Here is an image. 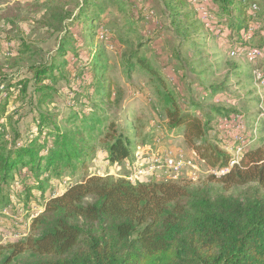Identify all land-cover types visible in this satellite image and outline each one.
<instances>
[{
	"label": "trees",
	"instance_id": "16d2710c",
	"mask_svg": "<svg viewBox=\"0 0 264 264\" xmlns=\"http://www.w3.org/2000/svg\"><path fill=\"white\" fill-rule=\"evenodd\" d=\"M212 1L211 28L202 26L214 35H225L233 46L244 47L252 5L258 7L259 20L264 0ZM109 2L80 0L77 13L64 19L60 12L54 13L53 27L66 34L57 54L34 66L30 78L5 80L1 73L7 94L0 100V209L13 202L11 192L17 183L28 199L48 201L33 220L30 236L0 245V264H264V145L251 146L240 164L225 175H212L217 188L93 176L68 180L60 194L48 197L56 183L65 181L67 172L74 178L85 169L97 135L109 141L107 159L112 166L133 155L129 143L103 116L104 107L114 98V86L106 57L94 39L105 23L102 16ZM156 2L165 3L162 13L179 31L178 40L167 48L168 57L177 60L178 71L186 72L182 53L197 43L181 25L198 18L196 5L202 0ZM73 29L90 36L93 46H77L69 36ZM82 53L87 56L83 64ZM124 66L129 74L139 68L166 87L159 70L138 51L125 56ZM70 74L76 78L73 83ZM62 82L68 85V99L78 105H71L73 114L63 120L65 126L51 112ZM195 84L198 94L189 102L166 94L168 129L182 136L207 168H229L232 157L220 145L231 146L232 139L218 129L213 116L238 114L206 109L203 102L222 87ZM27 107L35 114L32 120L15 121L13 115ZM240 136L249 138L245 132ZM238 187L242 190L235 193L232 189Z\"/></svg>",
	"mask_w": 264,
	"mask_h": 264
},
{
	"label": "rangeland",
	"instance_id": "374dc122",
	"mask_svg": "<svg viewBox=\"0 0 264 264\" xmlns=\"http://www.w3.org/2000/svg\"><path fill=\"white\" fill-rule=\"evenodd\" d=\"M156 1L110 0L102 16L105 23L94 39V44H98L106 57L104 64L114 86V98L112 103L104 107L103 116L108 123L115 125L118 135L129 143L132 157L117 164L118 167H111L107 159L109 141L104 135H97L93 142L94 153L87 161L85 169L78 171L74 178L71 177V172H67L65 181L56 183L53 191H48V197L60 194L71 179L78 182L93 176L113 179L129 177L135 169V152L146 144L152 145L160 155L163 149H177L184 154L185 161L189 160L192 150L185 144L184 138L174 135L168 129L165 98L167 93H171L177 101L185 99L189 102L198 94L195 83L204 84L207 89L222 87L218 94L203 102L204 107L235 112L245 120L247 135L257 138L252 143L253 148L264 145V90L255 73L258 71L264 74V56L253 63L247 57L250 48L259 47L264 50L263 6L259 10V20L256 17L251 22L256 27L254 35L248 39L242 53L233 57L231 51L236 46L229 43L225 35L218 36L206 31L197 17L183 23L181 28H187L197 43L195 47L188 46L182 53L188 68L183 72L178 71L177 60L168 57L167 51L168 46L178 40L179 31L171 24L170 18L162 13L165 3ZM79 2L80 0H0V80H3L1 73L7 77L5 80L30 78L33 76L30 70L34 66L49 62L57 54L60 39L66 36L64 32L53 27L54 13L60 12V18L64 19L77 13ZM207 5L209 8L213 7V1L209 0ZM151 12L154 17L148 19L146 15ZM69 36L77 46L85 49L93 46L90 36L79 35L78 29H73ZM133 51L147 57L159 70L166 80L165 88L139 68L131 74L127 72L124 66L125 56ZM81 56L83 64L87 56L85 53ZM70 78L73 83L72 74ZM67 86L65 82L60 83V93L55 100V106L51 108L61 126H65L63 120L73 114L71 105L75 108L78 106L72 99H68ZM6 94L5 86L0 83V100ZM201 101L202 99L199 100ZM13 105L17 106L18 102H13ZM34 115L27 107L13 117L15 121L22 120L26 124ZM213 118L216 122L220 120L218 115ZM219 130L229 138L232 135L231 128L221 127ZM220 148L231 155L230 147L220 145ZM197 165L200 171L197 173V182L190 178L193 171L191 169H184L177 178L159 177L155 182H174L181 185L188 183L194 186L208 184L217 188L219 185L211 182L212 174L206 165ZM20 186L19 183L16 184L13 193L11 192L13 202L5 206L9 215L2 214L5 208L0 209V245L15 241V235L30 236L33 220L40 211L43 212L48 201L47 198L38 197L28 199L26 193L21 192ZM232 190L238 193L242 188ZM6 236L9 238L6 239Z\"/></svg>",
	"mask_w": 264,
	"mask_h": 264
},
{
	"label": "built area",
	"instance_id": "2783aa9c",
	"mask_svg": "<svg viewBox=\"0 0 264 264\" xmlns=\"http://www.w3.org/2000/svg\"><path fill=\"white\" fill-rule=\"evenodd\" d=\"M209 0H202L201 3H198L196 5V12L198 13V18L202 24L207 29L211 28V19H212V13L210 11ZM257 5H252L251 12H252V18H256V11H257ZM154 13H150L148 15L149 18H153ZM255 25L253 23H250L246 32L244 33L245 40L248 41L255 32ZM243 47H235L231 51V56H237L242 53ZM264 56V50L256 47V48H250L247 51V57L250 62H256L257 59ZM258 77L261 80L263 90H264V74H261L260 72H255ZM218 129L219 128H231L232 129V145L228 146L231 148V157L232 161L229 165V168L219 170L218 168H208L209 172L212 175H215L217 177L225 175L230 168L235 167L236 165H239L242 161L245 152L252 146L253 140L252 136H249L248 139L243 138L240 136L241 132L247 133V126L245 124V120L242 119L239 116H233L228 117L224 116L221 117L218 121ZM221 131V130H220ZM224 134V132H222ZM225 135V134H224ZM226 136V135H225ZM228 137V136H227ZM157 143L159 144L160 141L158 140ZM152 145L146 144L145 146L138 148L135 152L133 159L135 160V169L134 172L127 177L126 179L129 180L131 183H150L155 182L157 178H177L178 174L182 172L184 169H191V180L193 182H197L198 180V165H206V162L200 158L198 153L194 150L191 151V158L189 160H184V154L182 152H179L177 149L173 148H166L163 149L162 154L160 155L158 152H156ZM160 148V147H159ZM117 166V165H115ZM114 168V166H111ZM118 167V166H117ZM116 167V168H117ZM105 177V176H102ZM2 214L9 215V211L7 208L2 210ZM41 214V211H40ZM40 214H37L39 216ZM35 217V218H36ZM28 235L22 234V235H15V241L21 240L22 238H27ZM9 236H6V239H8ZM18 238V239H17ZM22 239V240H23ZM13 242V241H11Z\"/></svg>",
	"mask_w": 264,
	"mask_h": 264
}]
</instances>
